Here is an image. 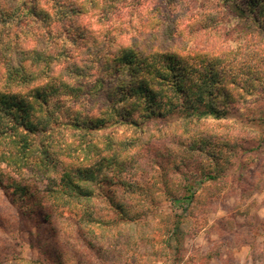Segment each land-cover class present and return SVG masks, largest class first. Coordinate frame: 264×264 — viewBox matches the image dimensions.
I'll return each mask as SVG.
<instances>
[{
  "label": "trees",
  "instance_id": "trees-1",
  "mask_svg": "<svg viewBox=\"0 0 264 264\" xmlns=\"http://www.w3.org/2000/svg\"><path fill=\"white\" fill-rule=\"evenodd\" d=\"M231 89H264V0H0V186L4 167L18 198L36 178L42 202L99 226L103 184L142 194L121 172L150 121H219Z\"/></svg>",
  "mask_w": 264,
  "mask_h": 264
},
{
  "label": "rangeland",
  "instance_id": "rangeland-1",
  "mask_svg": "<svg viewBox=\"0 0 264 264\" xmlns=\"http://www.w3.org/2000/svg\"><path fill=\"white\" fill-rule=\"evenodd\" d=\"M231 90L235 106L219 121L181 124L177 114L150 121L142 148L132 147L135 162L121 172L142 194L102 182L99 226L42 202L36 178L33 195L18 198L6 187L15 174L4 167L0 264H264V89ZM106 192L142 213L139 222H121ZM175 220L180 234L168 248Z\"/></svg>",
  "mask_w": 264,
  "mask_h": 264
}]
</instances>
